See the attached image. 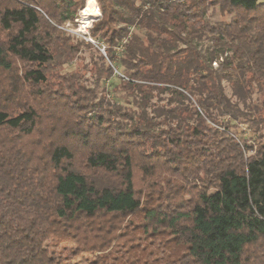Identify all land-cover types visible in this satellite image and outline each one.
Masks as SVG:
<instances>
[{
  "label": "trees",
  "instance_id": "trees-1",
  "mask_svg": "<svg viewBox=\"0 0 264 264\" xmlns=\"http://www.w3.org/2000/svg\"><path fill=\"white\" fill-rule=\"evenodd\" d=\"M84 1L0 0V264H264V0Z\"/></svg>",
  "mask_w": 264,
  "mask_h": 264
},
{
  "label": "rangeland",
  "instance_id": "rangeland-1",
  "mask_svg": "<svg viewBox=\"0 0 264 264\" xmlns=\"http://www.w3.org/2000/svg\"><path fill=\"white\" fill-rule=\"evenodd\" d=\"M95 1V0H94ZM88 2V1H87ZM97 1H95V8L97 9ZM86 1H84L82 7L78 10L77 21L81 24H77L79 26H68L69 29L73 30L79 34L83 32L82 26L85 23V26L88 25L91 21L93 22L96 19L100 18V11H98L99 15L88 18L85 21L83 18V12L86 6ZM94 4V2H93ZM84 8V9H82ZM83 15V16H82ZM214 21L216 20H227V16L220 15L218 12L212 16ZM90 29V28H89ZM70 33V32H68ZM71 35L78 37L77 35L70 33ZM100 50V53L105 55V51L103 48L104 53L102 52V47H99L96 43L94 44ZM89 74V73H88ZM87 74L86 77H89ZM90 78V77H89ZM237 132V139H242L245 136H248V133H242L244 130L242 129L241 125L235 128ZM128 227L127 231L130 234H134L133 236L134 241L131 243H119L114 251H111L107 254H103L101 256V263L100 264H145L147 261H151L155 258L160 257L163 254L170 255L172 253L171 248L169 247L171 243L172 235L167 234L166 232L160 231L154 237L149 236L146 233L144 228L145 225V218L141 211H137L132 217L127 218L125 221L124 226ZM52 245V244H51ZM49 246L53 254L57 257L58 264H89L92 260H95L93 256H83V257H74L72 254L74 252L73 245L69 243H64L61 245H52ZM134 249L135 252L131 253V250ZM182 250V252H184ZM125 257L124 262H122L123 258ZM131 262V263H129Z\"/></svg>",
  "mask_w": 264,
  "mask_h": 264
},
{
  "label": "built area",
  "instance_id": "built-area-1",
  "mask_svg": "<svg viewBox=\"0 0 264 264\" xmlns=\"http://www.w3.org/2000/svg\"><path fill=\"white\" fill-rule=\"evenodd\" d=\"M75 23H76V25L77 24H81L80 22L77 21V19L75 20ZM91 24H92V21L90 23H88L87 26H85V27L82 26L83 32H80L79 34H77L76 32H73L74 29L71 30V29L68 28V26L72 25L70 23H67L64 27H62V29L65 30V31H67V32L73 33V34L77 35L78 37L83 38L86 42H90L92 44H95V42L89 36V28L91 27ZM77 26H79V25H77ZM102 52L104 53L103 48H102Z\"/></svg>",
  "mask_w": 264,
  "mask_h": 264
},
{
  "label": "bare ground",
  "instance_id": "bare-ground-1",
  "mask_svg": "<svg viewBox=\"0 0 264 264\" xmlns=\"http://www.w3.org/2000/svg\"><path fill=\"white\" fill-rule=\"evenodd\" d=\"M83 15H82L83 16L82 19L84 21H85V19L87 20L88 18H92V17H95V16L99 15V13L96 10L92 0H89L87 2L86 6H85V9H84V12H83ZM82 23H83V26L85 27V23L84 22H82Z\"/></svg>",
  "mask_w": 264,
  "mask_h": 264
}]
</instances>
